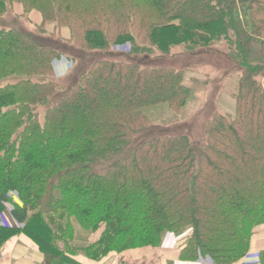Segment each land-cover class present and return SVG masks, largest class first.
Instances as JSON below:
<instances>
[{"label":"trees","instance_id":"obj_1","mask_svg":"<svg viewBox=\"0 0 264 264\" xmlns=\"http://www.w3.org/2000/svg\"><path fill=\"white\" fill-rule=\"evenodd\" d=\"M10 13L51 38L0 26V80L13 78L0 85V204L44 264L157 246L166 233L183 237V260L232 264L251 251L264 234V58L252 46L264 45V0H0V22ZM224 42L240 68L234 111L212 112L200 153L185 133L151 131L111 158L148 130L146 107L178 113L190 96L183 70L140 57ZM124 44L139 57L92 58L70 83L55 79L54 61ZM99 161L110 164L92 172ZM14 232L0 226V243Z\"/></svg>","mask_w":264,"mask_h":264},{"label":"rangeland","instance_id":"obj_2","mask_svg":"<svg viewBox=\"0 0 264 264\" xmlns=\"http://www.w3.org/2000/svg\"><path fill=\"white\" fill-rule=\"evenodd\" d=\"M239 14H244V10ZM35 20H38V18L35 17ZM0 26L21 27L33 32L35 35L51 39L48 33L45 35L41 34L34 24L30 23L25 17L16 18L11 13L6 15L4 21L0 22ZM47 26L48 29L51 27V25ZM54 38L58 39V36ZM252 46L254 48L253 53L264 58V45L262 46L255 42ZM127 50V44L115 46L109 51L113 57H110L108 51H91L85 57L79 59L78 62L76 61L73 66H69L70 69L67 75L61 78L55 77V79L59 85L70 83L79 72L85 70L90 65L89 61L92 58L93 60L100 57L113 60L131 59L134 55L130 56L126 54ZM142 57H140V60L148 66H168L183 70V84L190 88V96L178 113L173 111L167 103L146 107V113L150 118V124L147 126L148 130L146 132L145 130H141L137 134H134L133 137H130L128 143L117 154L111 156V158L126 156L127 152L135 145L136 139L144 138L145 133L151 131L155 132L147 136L148 139L159 135L185 133L189 137L191 146L196 154L195 156H197L200 153V146L204 142L206 121L212 112L233 113L234 111V98L232 95L235 92L234 90L240 74V68L237 67L238 64L227 57V45L225 42L221 45L198 48L193 51H184L181 46H176L168 54L156 52L153 56H145L147 57L146 59H142ZM9 80H13V78L1 79L0 85L9 82ZM41 112H43V109ZM109 164L110 161H99L93 164L91 171L95 173L103 172ZM100 229H103V226L98 230ZM78 231L80 233L78 234L77 242L83 243L81 238L86 237V234L82 230ZM91 234L88 235V242H92L90 241ZM79 255L82 254H78L77 256ZM199 257L203 256L199 254ZM204 257L211 260L209 256Z\"/></svg>","mask_w":264,"mask_h":264},{"label":"crops","instance_id":"obj_3","mask_svg":"<svg viewBox=\"0 0 264 264\" xmlns=\"http://www.w3.org/2000/svg\"><path fill=\"white\" fill-rule=\"evenodd\" d=\"M54 75L61 78L68 74L70 64L65 59L54 61ZM235 91V90H234ZM12 200L21 204L15 192L11 193ZM10 202L0 204V226L17 230L14 234L0 243V264H44V254L39 245L30 236L22 232L23 225L11 215ZM102 229L90 236V241H96ZM182 237L166 233L157 246H144L127 249L121 253H110L101 260H91L84 255L76 256L81 264H215L206 257L196 260L180 258ZM264 246V235L254 239L253 248L239 261L232 264H261L260 248Z\"/></svg>","mask_w":264,"mask_h":264}]
</instances>
